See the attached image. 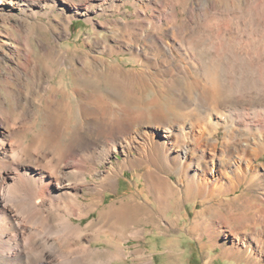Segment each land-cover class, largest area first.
<instances>
[{
    "label": "bare ground",
    "instance_id": "1",
    "mask_svg": "<svg viewBox=\"0 0 264 264\" xmlns=\"http://www.w3.org/2000/svg\"><path fill=\"white\" fill-rule=\"evenodd\" d=\"M60 1L70 8L66 9ZM101 1L111 8L130 3L134 6V19L114 18L110 41L94 39V44L101 47L100 54L88 56L91 49L77 47L81 52L79 62H74L75 56L68 54L69 47L56 42L69 32L67 23L77 14L91 21V0H0V9L7 6L6 13L21 17L10 22L6 31L8 41L16 43L11 47L12 55L5 54L13 66H7L10 73L2 71V79L16 85L27 82L43 91L36 99L38 104L22 92L11 95L13 104H7L0 95V264H111L125 255L123 243H117L113 249L96 248L92 237L88 238L89 231L96 240L100 234L124 238L128 232L143 238V228L132 225L146 224L154 218L156 227L161 228L159 217H163V209L172 202L179 203L182 196L202 201L217 199L214 201H218V208L203 215L200 223L196 221L193 226L211 227L209 234L214 243L224 235L226 240L231 239L234 251L246 249L264 264V191L253 190L264 184V163L253 165L254 159L264 153V40L257 52L247 56V49L240 48L239 39L230 37L226 28L228 23L241 26L246 16L236 14L242 11L245 0H216L213 11L208 2L202 9L206 13H202L206 16L203 21L214 22L219 28V50L214 55L208 48L199 50L211 41L208 34H200L194 28L182 32L165 22L161 33L142 30L159 12L156 0ZM8 18L2 16L7 23ZM186 19L189 17L182 20ZM35 25L51 34V42L38 41L37 55L31 43V27ZM14 30L20 34L18 39ZM88 42L84 39V44ZM174 48L183 55L179 64L172 66L156 59L161 51L172 57ZM122 51L130 54L131 69L110 59ZM123 59L120 56L119 60ZM40 65L45 71H40ZM68 67H74V74L81 78L89 75L98 83L110 84L120 97L94 90L87 93L84 82L74 79L75 85L69 91L75 93V104L64 101L59 94H67L65 85L56 87L51 80L58 71L66 74ZM159 69L169 76L164 83L166 90L184 85L186 93L194 95L186 100V116L182 112L184 116L173 121H150L140 95L150 83L162 91L155 84L159 82ZM212 98L216 100L215 110L223 104L228 113L209 112L201 120L200 115L209 108ZM42 103L52 107V111L46 123L36 126L37 108ZM149 103L156 104L157 99L152 98ZM71 110L73 121L68 116ZM9 116L13 118L12 124ZM23 116L30 125L25 126L21 135L31 133L30 141L25 143L10 138L18 133L15 119ZM190 119L201 120V127L188 130L181 126ZM220 126L224 128V145L218 148L212 136ZM186 138L192 143L186 142ZM87 151L90 152L84 153ZM139 168L144 171L134 172L130 181L135 188L129 190L132 194L100 207L105 192L117 190L124 170ZM167 170L181 174L184 185L171 182ZM135 176L143 179V188L139 189ZM240 183L245 187L230 198L232 204H227L229 208L223 212L220 207L227 202L225 196ZM98 207L100 224L91 219L85 226L74 222L73 218L82 219ZM208 208L214 209L212 205ZM239 208L244 212H239ZM154 210L158 218L152 216ZM239 220L243 221L241 225H232ZM166 247L177 253L178 245L173 240Z\"/></svg>",
    "mask_w": 264,
    "mask_h": 264
},
{
    "label": "rangeland",
    "instance_id": "2",
    "mask_svg": "<svg viewBox=\"0 0 264 264\" xmlns=\"http://www.w3.org/2000/svg\"><path fill=\"white\" fill-rule=\"evenodd\" d=\"M60 2H61L60 4H63V6H65L66 9L70 8L68 4L65 5L66 3L62 1ZM207 2L211 10L213 11V7L216 4V0H201V2L198 0H183V1L181 0H160V1L156 0L159 12H155V14H157L155 16L156 18L153 19L152 21H149L147 23V26L143 28L142 30L144 31L148 30V31H154V32L161 33L162 30L166 28V26L164 25L165 22L170 23V25L173 26V28L175 29L177 28L178 31L180 30L182 32L183 31L187 32L191 28H194L198 30L200 34L201 33L202 34L206 33L205 35L208 34L209 35L208 40L211 41L210 42L211 44L208 43L209 45L207 44L206 46H200L199 50L205 51L208 48L210 53L214 55L219 50V43L218 41H216L217 40L216 35H217L219 28L216 26V24H214V22L209 23L210 24L209 25L206 21H203L206 16H203L205 12H203L202 9L204 8ZM170 7L175 9V11L173 12L176 16H174L172 10L169 11L171 9ZM242 7H243L242 11L237 12V14L235 13L236 15L240 14L239 17H242V15L243 17L246 16L243 20V23L240 24L241 26L238 25V27H236L234 23H228L230 25H226V28L228 27L227 29L230 32L229 33L230 37L234 38L235 36L236 39H239L240 48L244 50L247 49L246 50L247 56H250L253 53V51L257 52L259 47L260 48L262 47V42L264 40V33H263L264 32V0H245V4H243ZM162 8L164 10H162ZM6 9H9V8L7 6H4V9H0V56L4 55L3 56L4 58L2 59V61L0 59V95L2 96L3 100H5L7 104H13L14 101L11 95H17L19 92H22L23 95L28 94L29 99L30 100L33 99V101L35 100L34 102L38 104L36 99L39 97V95L43 94V91L40 90L41 88L39 89L37 86L36 88L32 87L27 82L19 83L17 85L16 83L11 84L2 79V76H1L2 71L10 73L9 72L10 70L7 68V66H10V67L13 66V62L12 60L8 58V56L12 55L11 47L14 46L16 43V42L8 41L6 37V31L10 29L9 23L12 22L14 19L21 20V17L17 13L8 14L5 11ZM53 11L55 13L58 12L56 8ZM88 11H89V16L91 17V21H87L86 17H84L83 15L77 14L76 16L72 18V20H70L67 23L69 32L66 33L65 37L58 40V42L55 41L56 43H59V44L61 42L62 46L65 48L69 47L68 54H72L75 56L74 62H79L77 58L81 50L78 49L77 47H82L86 51L88 49H91V51H89L90 53L89 52L87 53L88 56L100 54L101 47L99 45L94 44V39L99 38V39H102L104 42L110 41L109 36L111 35V31L115 28L113 25L114 18L124 17L130 20L134 19V15L132 14V12L134 11V6L131 5L130 3H127L124 7L120 6L119 8L117 7L111 8L107 6L105 2L102 3L101 0H91L90 8L88 9ZM243 11H244V14L242 13ZM146 13L149 14V11H146ZM2 16L3 17L9 16L8 23L7 21H4L2 19ZM187 16L189 17V19H186L185 21L182 20L184 17H187ZM200 17H204V18H200ZM43 20H45V17H43ZM203 23H204V26H203ZM234 27H236L237 29ZM247 27L249 28L248 30H247ZM208 29L210 30L208 31ZM31 30L33 31V33L31 34V43L33 47L35 48V51H36L35 55H37L38 54L37 52L39 50L38 41L43 40V41L51 42V40H48L49 37H51L50 36L51 34L49 33L48 30L38 27V25L32 26ZM14 31H15V39L16 38L18 39L20 34L16 30ZM115 32H116V35H119L118 31H115ZM233 32L235 33V35ZM236 32H239L240 37L237 36ZM212 36L213 38H215V40L214 39L212 40ZM86 38H87V41H89L88 43L91 44V46L93 47H91L88 43L84 44V39ZM213 41H215L216 43ZM5 54L7 55L9 54V55L5 56ZM157 54H159V56L156 58L157 60L162 61L172 66L179 64L180 60H182L183 58L182 53L179 51V49H176V48H174L172 51V57L168 56L166 53L162 51L158 52ZM129 55L130 54L127 51H122L119 55H115L114 57L110 59L114 61L113 63H116V64L120 63V65H123L125 69H131L133 67L131 66L133 64V60H130L128 58ZM120 56H122L124 59L119 60ZM87 64H89V61H87ZM76 65L79 68V64H76ZM40 69H41L40 71H45L42 65H40ZM75 72L76 70L74 67H68V72L66 74H63L61 73V71H58L52 77L51 81L56 87L62 88L63 85H65L66 88L64 87L63 88L65 91H67V94L66 95H63V93L59 94L60 97H62L64 101L70 100V102L75 104V99H76L75 93L72 91H69L70 87H73L75 85L74 79L78 83L84 82V84L87 86L86 87L87 93H92L94 91L95 92L102 91V92H107V93L110 92L112 95L114 94V96L120 97V95H117L118 91H116V89L114 90V88L110 84H107L104 81H101L100 83H98V81L95 78L93 79L92 77H89V75L88 77L81 78L79 75H75L74 74ZM159 74L161 75L159 76ZM157 78H159L157 79L159 82L155 84H157L159 88L162 89V91H158L154 87V85L150 83L149 85L144 87V90L141 92V95H140L141 103L145 105L144 108L148 112V117L150 121L154 122L157 118H162V119L164 118L165 120H168V121H173V120H176L177 118L178 119L181 118V115L184 116L185 115L184 112L187 111L185 109V107L187 106L186 100L193 99L194 95L187 94L186 93L187 91L185 90L184 85L178 88L166 90L164 83L169 78V76L162 69H159ZM101 80H102V77H101ZM135 80H136V87H137L138 78H135ZM67 87L69 88L67 89ZM37 88L39 90H37ZM152 98L157 99L156 104L149 103V101ZM215 101L213 100V98L209 99V102H208L209 110L205 109V111L204 110L202 111L203 114L200 113L201 114L200 117L203 116L201 120H204V116H206L209 112H211V114H214V115L218 114L219 111H223V112L226 111L225 113H228L227 111L228 107L223 106V104H220L218 106V109L215 110L213 107ZM191 107H193V105ZM51 109L52 107H50L49 105H45L44 103L39 105V107L37 108L38 113H39V121L36 124V126H39L42 123H46L49 120L50 118L49 113L52 111ZM71 111L68 113V116L70 118V121H73L72 117L74 115V112L73 110ZM182 112L184 115L182 114ZM76 115H78L77 112H75V116ZM9 119H10L9 123L12 124L13 118L9 116ZM193 120L192 119L186 120L185 123H181V126H185V128H187L188 130L193 128V126H196V128L201 127V122H202L201 120L198 122H196L195 119ZM78 122L79 120L77 119L76 123L79 124ZM15 123L16 124L14 125V127L18 130V133L11 135L10 136L11 140H19L21 142L23 141L24 143L30 141L31 133H29L28 136L21 135L22 132L25 131L24 129H26L27 126L30 125L29 124L30 122L27 121L26 118L23 116L21 118L15 119ZM212 137L216 142L215 145L218 148H221L224 145L223 126H220L218 130L213 133ZM185 141L188 143L191 142L189 138H186ZM89 152L90 151H87L84 153H89ZM117 156L120 157L119 155ZM24 160L26 162H29L28 159L24 158ZM258 162L264 163V153L261 154L259 159H254L253 165L257 164ZM143 171L144 170L140 168L135 169V170L125 169L123 175L120 176L117 190L116 191L107 190L105 192L103 203L101 204L100 207L109 204L115 199L117 200L123 199V197L128 193L132 194L129 190L134 189L135 186L132 184L130 180L132 179L134 172L143 174ZM166 173L169 174V179L171 182H177L180 186L184 185L185 180L181 174L180 175L179 173L177 174L175 170H169V171L167 170ZM135 180H137L138 182L139 189L144 187V183H143L144 181L142 178H138L135 176ZM237 186L238 188H236L235 191L233 192L230 191L228 192L229 194L225 196V198L227 199L226 200L227 202L224 203L225 205V206L223 205L224 207H220L223 209L222 210L223 212H225L226 209L229 208L230 204H232L230 202V198L240 193L241 190L245 187V184L240 183ZM253 190H255L254 192H257V193L263 192L264 184L256 186ZM137 200L139 201L140 199L138 198ZM200 200L201 198L195 197L193 199V198H187V197L185 198V196L184 197L182 196V199L179 203L172 202L168 207H165L162 211L163 217H159L161 218L159 221V223L162 226L161 228L156 227V222H154V218H151L149 222H147L146 224H144L143 222H137L133 224L132 228L134 227L143 228L145 232V236L143 238H140V237L138 238V236L134 237L132 235H129V232H128V235H126L124 238L117 237V235L111 238L109 235L100 234L99 236L100 239L98 238L96 240L93 238L94 235L90 231L88 232L89 234L88 238L92 237V245L96 248H101V249H106V248L113 249V246L116 245L117 243H120V242L123 243L125 255L123 257L121 256L119 258L114 259L111 262V264H263V262L258 260L254 255L250 256L246 249H239V250L237 249L234 251V248H232V243L230 241L231 239L226 240L224 235H222V238L219 241L214 243L212 241L211 235L209 234L212 229L211 227H208L207 225L206 226L198 225L199 227L195 228L193 226L196 224V221L197 223H200L203 215H206L212 211L214 212V210L218 208V201H214L217 199L212 198L211 201L210 200L200 201ZM132 201L135 202L136 199ZM210 205H212L214 209L208 208ZM100 207H98L97 209H94V211H92L88 216L83 217L82 219L73 218L74 222H79L81 225L85 226V224H87L91 219L95 224H100L101 222H98V221H101V218L98 213ZM238 211L244 212L243 209L241 208H239ZM153 215L156 216L157 218L159 216L158 213L155 212V210L152 216ZM242 222H243L242 220H239V221L232 223V225L239 226L242 224ZM94 226H91V227L89 226L88 228H92ZM110 238L112 239V241L110 240ZM117 238L118 240H116ZM171 240H173L178 245V247L175 250L177 253L169 252L168 248L166 247L167 242L170 241L171 243ZM91 264H96V263L93 262Z\"/></svg>",
    "mask_w": 264,
    "mask_h": 264
}]
</instances>
